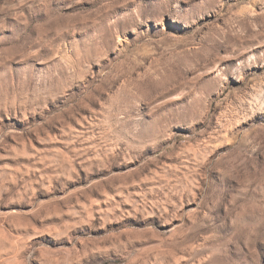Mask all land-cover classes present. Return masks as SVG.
<instances>
[{
  "label": "clouds",
  "instance_id": "1",
  "mask_svg": "<svg viewBox=\"0 0 264 264\" xmlns=\"http://www.w3.org/2000/svg\"><path fill=\"white\" fill-rule=\"evenodd\" d=\"M0 264H264V0H0Z\"/></svg>",
  "mask_w": 264,
  "mask_h": 264
}]
</instances>
